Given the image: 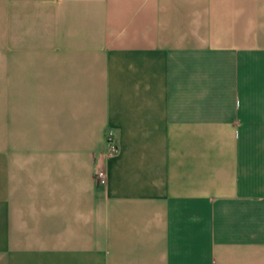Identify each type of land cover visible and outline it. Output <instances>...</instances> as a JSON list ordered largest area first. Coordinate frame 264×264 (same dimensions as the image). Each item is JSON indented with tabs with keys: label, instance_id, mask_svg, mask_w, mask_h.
<instances>
[{
	"label": "crops",
	"instance_id": "obj_1",
	"mask_svg": "<svg viewBox=\"0 0 264 264\" xmlns=\"http://www.w3.org/2000/svg\"><path fill=\"white\" fill-rule=\"evenodd\" d=\"M0 264H264V0H0Z\"/></svg>",
	"mask_w": 264,
	"mask_h": 264
},
{
	"label": "built area",
	"instance_id": "obj_2",
	"mask_svg": "<svg viewBox=\"0 0 264 264\" xmlns=\"http://www.w3.org/2000/svg\"><path fill=\"white\" fill-rule=\"evenodd\" d=\"M105 142L106 147L103 152L105 156L111 155L118 151V145L111 130H107L105 134ZM94 178L98 185H105L107 182V173L105 169L103 167H96Z\"/></svg>",
	"mask_w": 264,
	"mask_h": 264
}]
</instances>
